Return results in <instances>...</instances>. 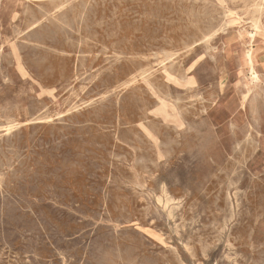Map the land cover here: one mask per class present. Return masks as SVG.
Masks as SVG:
<instances>
[{"label": "rangeland", "instance_id": "374dc122", "mask_svg": "<svg viewBox=\"0 0 264 264\" xmlns=\"http://www.w3.org/2000/svg\"><path fill=\"white\" fill-rule=\"evenodd\" d=\"M263 66L264 0H0V264H264Z\"/></svg>", "mask_w": 264, "mask_h": 264}, {"label": "bare ground", "instance_id": "6f19581e", "mask_svg": "<svg viewBox=\"0 0 264 264\" xmlns=\"http://www.w3.org/2000/svg\"><path fill=\"white\" fill-rule=\"evenodd\" d=\"M46 1V0H45ZM66 1H68V0H66ZM69 4V3H68ZM67 5V4H66ZM62 6V5H61ZM64 7V6H63ZM67 7V6H66ZM68 7H70V5L68 6ZM38 8V7H37ZM39 10H41L40 8H38ZM86 10V9H85ZM55 13V12H54ZM83 13V12H82ZM58 14H59V12H58ZM230 14V13H229ZM57 15V14H56ZM48 17H50V15L48 16ZM53 19V18H52ZM83 19V18H82ZM85 21V20H84ZM113 21H114V19H113ZM112 22V21H111ZM261 22V21H260ZM65 23V22H64ZM103 23V22H102ZM225 23V22H224ZM254 24H256L255 22H253ZM258 23H259V21H258ZM61 24V23H60ZM253 24V25H254ZM259 25V24H258ZM66 26V25H65ZM254 26H256V25H254ZM258 27V26H257ZM225 28V27H224ZM251 28V27H250ZM255 29V28H254ZM182 30V29H181ZM255 31H257V30H255ZM186 32V31H185ZM214 34H215V32H213ZM222 33H223V29H222ZM25 34V33H24ZM183 34V33H182ZM254 35H255V33H254ZM212 36H214V35H211V37ZM256 36V35H255ZM254 36V37H255ZM19 37V36H18ZM22 37V36H21ZM251 37H252V35H251ZM253 37V38H254ZM258 37V36H257ZM20 38V37H19ZM208 38V37H207ZM260 38V37H259ZM203 39H205V38H203ZM209 39V38H208ZM207 39V40H208ZM165 40V39H164ZM210 40V39H209ZM161 41H162V39H161ZM204 41V40H203ZM203 41H201L202 42V44H203ZM163 42H165V41H163ZM166 42H167V40H166ZM204 42H206V41H204ZM209 42H211V41H209ZM200 43V42H199ZM168 44V43H167ZM205 44V43H204ZM170 45V44H169ZM198 45V44H197ZM206 45V44H205ZM168 45H166V47H167ZM194 46V45H193ZM188 48V47H187ZM160 49V48H159ZM190 49V48H189ZM165 50V49H164ZM188 50V49H187ZM16 50L14 49V52H15ZM106 51H108V50H106ZM102 52H103V50H102ZM164 52V51H163ZM153 53V52H152ZM155 55H156V53H154ZM161 54V53H160ZM166 54V53H165ZM167 54H169V53H167ZM171 54V53H170ZM163 55V54H162ZM171 55H174V54H171ZM170 55V56H171ZM176 55V54H175ZM97 56V55H96ZM101 56V55H100ZM120 56V55H119ZM158 56V55H157ZM156 56V57H157ZM165 56V55H164ZM169 56V57H170ZM80 57H82V56H80ZM123 57H124V54H123ZM156 57H154L153 59H156ZM187 57V56H186ZM245 57H247L248 58V60H249V62H250V65H249V69H250V73H251V75H252V78H253V80L255 81V80H259V71H258V65L255 63V60H254V54H253V50H250L246 55H245ZM99 58V57H98ZM118 58V57H117ZM121 58V57H120ZM136 58V57H135ZM158 58V57H157ZM176 58V57H175ZM137 59V58H136ZM147 59V58H146ZM164 59H165V57H164ZM163 59V60H164ZM119 60V59H118ZM157 60V59H156ZM170 60V59H169ZM115 61V60H114ZM158 61V60H157ZM156 61V62H157ZM171 62V61H170ZM153 64H155V63H153ZM157 64H159V62L157 63ZM174 64V63H173ZM223 64V63H222ZM165 65V64H164ZM176 65V64H175ZM160 66H161V64H160ZM172 66V65H171ZM165 67V66H164ZM163 67V68H164ZM183 67V66H182ZM264 67V66H263ZM76 68V67H75ZM166 68V67H165ZM174 68V67H173ZM169 69H171V67L169 68ZM147 70V69H146ZM176 71V70H175ZM175 71H174V73H175ZM220 72V71H219ZM147 71H143L142 69H141V71L138 73V76L139 77H141L140 79H143V80H146V77H147ZM223 73V72H222ZM173 74V73H172ZM148 75H150L149 73H148ZM221 75V74H220ZM87 76V75H86ZM133 76V75H132ZM151 76V75H150ZM149 76V77H150ZM134 78V77H133ZM8 79V78H7ZM152 79V78H151ZM251 81V80H250ZM259 82V81H258ZM150 83V82H149ZM151 84V83H150ZM153 85V84H152ZM156 89H158V88H156ZM162 87L159 89V91L161 92L162 90ZM82 91V90H81ZM80 91V92H81ZM115 91V90H114ZM163 92V91H162ZM165 92V91H164ZM82 93V92H81ZM83 94V93H82ZM250 94H251V91L250 90H248L247 91V93L246 94H244V96H243V103L244 102H246L247 100H248V98L250 97ZM195 95V94H194ZM79 96V95H78ZM106 96V95H105ZM108 96H110V95H108ZM162 96H163V94H162ZM169 97H170V94L168 95ZM102 97H103V95H102ZM166 97V96H165ZM194 97H196V95L194 96ZM201 97V96H200ZM101 98V97H100ZM153 98V97H152ZM105 99V98H104ZM168 99V98H167ZM171 99V98H170ZM179 99H181V98H179ZM184 99V98H183ZM201 99V98H200ZM204 99V98H203ZM169 100V99H168ZM178 100V99H177ZM191 100H193V99H191ZM190 100V101H191ZM196 100H197V98H196ZM199 100V99H198ZM205 100V99H204ZM203 100V101H204ZM102 101V100H101ZM175 101V100H174ZM187 101H189V100H187ZM85 102V101H84ZM84 102H83V104H84ZM173 102V101H172ZM198 102V101H197ZM202 102V101H201ZM76 103V102H75ZM93 103V102H92ZM91 103V104H92ZM159 103V102H158ZM166 103V102H165ZM168 103V102H167ZM178 103H179V101H178ZM190 103V102H189ZM161 104H164V102L163 103H161ZM176 104H177V102H176ZM175 104V105H176ZM193 104V103H192ZM85 105V104H84ZM83 105V106H84ZM172 105V104H171ZM174 105V106H175ZM196 105V104H195ZM89 106H90V103H89ZM157 106V105H156ZM163 106V105H162ZM161 106V107H162ZM166 106V105H165ZM190 106V105H189ZM188 106V107H189ZM194 106V105H193ZM202 106V105H201ZM78 107V106H77ZM76 107V108H77ZM86 107V106H85ZM155 107V106H154ZM158 107V106H157ZM161 107H159V108H161ZM164 107V106H163ZM152 108V107H151ZM193 108V107H192ZM75 109V108H74ZM154 109V108H153ZM152 109V110H153ZM185 109V108H184ZM205 109V108H204ZM166 110V109H165ZM185 110H187V109H185ZM193 110V109H192ZM206 110V109H205ZM204 110V111H205ZM74 111V110H73ZM181 111H183V110H181ZM188 112L190 111V110H187ZM200 111V110H199ZM148 112H149V110H148ZM164 112V111H163ZM163 112H161V113H163ZM201 112V111H200ZM155 113H156V111H155ZM158 113V112H157ZM205 113V112H204ZM160 114V113H159ZM164 114V113H163ZM206 114V113H205ZM41 115V114H40ZM173 115V114H172ZM184 115V114H183ZM58 116H60V115H58ZM62 116V115H61ZM181 117V116H180ZM47 118V117H46ZM44 119V118H43ZM167 119V118H166ZM187 119V118H186ZM33 120V119H32ZM42 120V119H41ZM51 120V119H50ZM43 121V120H42ZM183 121V120H182ZM35 122V121H34ZM173 122V121H172ZM185 123V122H184ZM12 124V123H11ZM179 125V127H182L183 126V123L181 122H179L178 123ZM18 125V124H17ZM19 125H22V124H19ZM24 127V126H23ZM189 127V126H188ZM147 128V127H146ZM192 128V127H191ZM19 129V128H18ZM15 130H16V128H15ZM190 130V129H189ZM17 131V130H16ZM178 132V131H177ZM184 132V131H183ZM232 132H233V130H232ZM250 137V136H249ZM248 141V140H247ZM246 141V142H247ZM247 144V143H246ZM249 144H251L250 142H249ZM253 144V143H252ZM181 146V145H180ZM247 146V145H246ZM250 147H251V145H250ZM254 147H252V149H253ZM153 152V151H152ZM153 154H155V153H153ZM158 169V168H157ZM158 172V171H157ZM145 174V173H144ZM177 177V176H176ZM33 179V178H32ZM232 179V178H231ZM176 180V179H175ZM239 180V179H238ZM32 181V180H31ZM230 181V180H229ZM4 183V182H3ZM232 183V182H231ZM178 184V183H177ZM133 185V184H132ZM0 186H1V184H0ZM134 186V185H133ZM135 187V186H134ZM236 187V186H235ZM238 187V186H237ZM166 188V187H165ZM228 189V188H227ZM234 189V188H233ZM229 191V190H228ZM228 191H227V193H228ZM1 192V191H0ZM165 192V191H164ZM165 194V193H164ZM168 194H169V192H168ZM234 194H236V193H234ZM239 194V193H238ZM244 194V193H243ZM166 195H167V193H166ZM165 195V196H166ZM171 195V194H170ZM237 195V194H236ZM230 196V195H229ZM239 196V195H238ZM169 197V196H168ZM3 198V197H2ZM9 198V197H8ZM158 200V199H157ZM5 201V200H4ZM159 201V200H158ZM168 201V200H167ZM177 201V200H176ZM226 201V200H225ZM228 201V200H227ZM160 202V201H159ZM171 202H172V200H171ZM186 202V201H185ZM161 203H162V201H161ZM159 204V203H158ZM173 204V203H172ZM166 205V204H165ZM170 205H171V203H170ZM162 206V205H161ZM168 206V205H167ZM165 208H167V207H165ZM232 208V210H233V207H231ZM168 209V208H167ZM237 209V208H236ZM165 210V209H164ZM171 211V210H170ZM178 211V210H177ZM239 211V210H238ZM152 214V213H151ZM225 221V220H224ZM225 225V224H224ZM223 227V226H222ZM226 228V227H225ZM179 229V228H178ZM224 232H225V230H224ZM223 233V232H222ZM179 236V235H178ZM232 248V247H231ZM229 249V248H228ZM247 256V255H246ZM65 257V256H64ZM229 258V257H228ZM249 258V257H248ZM243 262V261H242ZM251 262V261H250Z\"/></svg>", "mask_w": 264, "mask_h": 264}]
</instances>
